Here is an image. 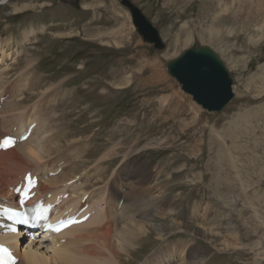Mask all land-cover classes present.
<instances>
[{
	"label": "rangeland",
	"instance_id": "obj_1",
	"mask_svg": "<svg viewBox=\"0 0 264 264\" xmlns=\"http://www.w3.org/2000/svg\"><path fill=\"white\" fill-rule=\"evenodd\" d=\"M120 1L0 0V46L8 53L2 104L26 78L32 84L15 100L25 98L27 109L64 83L61 122L76 136L60 144L61 156H71L70 141L88 143L73 173L87 172L91 191L109 183L116 193L119 172L151 166V190L131 192L116 208L130 218L115 227L149 229L130 264H191V248L203 264H264V0H129L158 30L162 49L143 41ZM201 47L219 57L233 82V98L218 113L203 110L166 72L168 61ZM155 72L161 79L151 78ZM105 153L109 160L98 164ZM67 160L57 166L67 170L75 162ZM201 221L212 235L182 226ZM166 245L176 247L173 257L164 255Z\"/></svg>",
	"mask_w": 264,
	"mask_h": 264
},
{
	"label": "bare ground",
	"instance_id": "obj_2",
	"mask_svg": "<svg viewBox=\"0 0 264 264\" xmlns=\"http://www.w3.org/2000/svg\"><path fill=\"white\" fill-rule=\"evenodd\" d=\"M44 28L45 27H43L40 31L43 32L45 30ZM7 54L8 53H6V51H4L0 46V69H3V64L5 62V59L3 58L6 57ZM13 60L14 59L11 58L10 62ZM4 67H7V65L5 64ZM159 76L158 73L155 72L151 78H153V80H159L161 79V76ZM29 79L30 78H26L24 81H20L19 84L14 83L11 94L9 95V99L11 98V100L6 101L0 108V138L12 132H21L23 131V128L26 129V127H28L31 123H35L36 125L32 135L24 143L17 144L5 152H0V203L3 200L12 202L14 200V196L9 188L17 184L26 172H32L39 178L37 185L39 198L49 197L50 201H52L53 198H56L57 196L68 194L67 199L63 200L61 203L59 208L60 213H64L69 209L76 211L84 204H88V212L91 214V217L85 223L70 228L58 236L51 238L38 234L32 236L30 238V243L33 241V246H43L41 248H46V252L32 248L30 243L22 245L23 243L21 242V238L19 236L18 238L14 236H0V243L8 244L11 247L15 256L19 258L17 264L134 263L130 257L132 256V253L135 252L136 244L139 243L143 235L146 234L147 236V233L150 234L149 229L142 225L137 226L135 224L132 226L127 225V223H124V226L122 225L120 228L115 227V225H119L120 222L122 223L125 218L127 219L126 214L128 215V218H130L128 210L126 213L124 210V212L121 211L117 213L116 208L118 204L122 205L124 203L125 197L131 192L134 193L137 190L148 188L151 190V184L149 185V181L153 175L151 166L146 164V162H142L140 166L141 168L144 167L143 170L141 169L139 172L134 173H131L130 170L128 175H125V177H123L122 174L120 175L119 172V177H116L115 179L119 186L116 193L111 194L110 188L112 186L110 187L109 183L108 185L110 188L105 186L103 189L91 191L89 185L85 186L88 182H92L91 176L85 172L81 175L80 179H78V176L74 174V170H76L78 168L77 166H79V163H76V160L79 158L80 153H83V151L87 152L88 144L86 142L81 144L80 140L83 138H78L76 141H70L68 146H66L67 149L65 148L66 151L71 152V156L68 157L70 159H74L75 162L73 161V163H71L72 165L70 163L69 165L66 164L67 170L63 169L61 166L60 171H57L58 173L56 174V177L47 178L49 172L56 173L55 169H53L56 164L59 162L66 163L65 161L68 159V157L65 159H63L64 157L62 158L61 155H63L64 149H60L63 148L60 144L64 143L65 138L73 139L76 135H74L73 131H68L61 122L64 114L62 115L59 111V107L63 97L66 95L65 91H63L64 83H60L52 91L39 94V97L37 95L38 98L36 97L35 103H33L30 107L28 106L31 109L30 110L27 109L26 106L22 105L25 98H18L15 100L28 86L30 87V85H28L31 83ZM125 82L128 81L126 80ZM187 95L190 96L189 94ZM0 97H2L1 94ZM190 99L192 100L191 96ZM51 101L52 103H50ZM54 101L58 104H53ZM28 110H30L29 113L27 112ZM44 115L47 131L44 129L45 123L42 122ZM41 128L43 130L42 132H46L47 134L37 141L36 136ZM39 137L41 136H38V138ZM108 153L100 156V160L97 163L100 164L103 161L109 160ZM43 160H46L44 164H42ZM67 162L69 161L67 160ZM131 168H134V166ZM165 176L166 175H164V177ZM130 177L132 178V182H127ZM122 190H124L125 193H122ZM84 199L85 201L82 202ZM98 206L103 207H99L98 209ZM129 208L131 209V207ZM136 210L140 211V209ZM164 211L165 213L173 212L171 204L166 205ZM115 220L120 222H116ZM183 223L182 226L189 232L195 233L198 231V234H213L212 229H208L206 227V223L203 221L200 222V225L193 223L189 225L185 224V222ZM168 243L170 242H167V244ZM227 246L229 245L227 244ZM166 248H168L169 251L166 249L167 252H165L164 255L173 257L174 254L172 252L176 247L171 248L166 245ZM170 259L171 258H168L166 261ZM187 261H190L191 264L204 263L202 262L201 256L197 252L196 248H191V250L187 253ZM144 264L164 263L150 259L146 260Z\"/></svg>",
	"mask_w": 264,
	"mask_h": 264
},
{
	"label": "water",
	"instance_id": "obj_3",
	"mask_svg": "<svg viewBox=\"0 0 264 264\" xmlns=\"http://www.w3.org/2000/svg\"><path fill=\"white\" fill-rule=\"evenodd\" d=\"M127 8L133 27L144 42L162 49L159 32L129 0H121ZM167 73L203 110L218 113L233 98L232 79L219 57L208 47L191 48L166 63Z\"/></svg>",
	"mask_w": 264,
	"mask_h": 264
},
{
	"label": "snow or ice",
	"instance_id": "obj_4",
	"mask_svg": "<svg viewBox=\"0 0 264 264\" xmlns=\"http://www.w3.org/2000/svg\"><path fill=\"white\" fill-rule=\"evenodd\" d=\"M0 251H4L5 253H7V249H0Z\"/></svg>",
	"mask_w": 264,
	"mask_h": 264
}]
</instances>
